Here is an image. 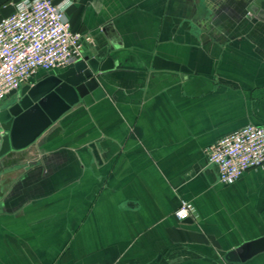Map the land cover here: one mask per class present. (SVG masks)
I'll list each match as a JSON object with an SVG mask.
<instances>
[{"label":"crops","instance_id":"0c3cea01","mask_svg":"<svg viewBox=\"0 0 264 264\" xmlns=\"http://www.w3.org/2000/svg\"><path fill=\"white\" fill-rule=\"evenodd\" d=\"M73 1L84 55L114 67L0 158V264H262L264 166L223 183L207 148L264 126V0Z\"/></svg>","mask_w":264,"mask_h":264},{"label":"built area","instance_id":"2783aa9c","mask_svg":"<svg viewBox=\"0 0 264 264\" xmlns=\"http://www.w3.org/2000/svg\"><path fill=\"white\" fill-rule=\"evenodd\" d=\"M73 0H15L14 10L0 19V102L29 82L40 70L63 67L84 56L90 36L72 28L68 9ZM208 159L223 183L235 182L246 170L264 166V126L249 123L207 148ZM179 220L195 215L182 200ZM264 264V262L262 263Z\"/></svg>","mask_w":264,"mask_h":264},{"label":"water","instance_id":"95a60500","mask_svg":"<svg viewBox=\"0 0 264 264\" xmlns=\"http://www.w3.org/2000/svg\"><path fill=\"white\" fill-rule=\"evenodd\" d=\"M113 67L111 56L101 60L87 54L62 71L36 76L23 84L0 107V158L12 149L28 146L80 100L89 104L102 97L101 74ZM256 243L264 245V238Z\"/></svg>","mask_w":264,"mask_h":264},{"label":"rangeland","instance_id":"374dc122","mask_svg":"<svg viewBox=\"0 0 264 264\" xmlns=\"http://www.w3.org/2000/svg\"><path fill=\"white\" fill-rule=\"evenodd\" d=\"M14 95H15V94L10 95V96H8L6 99H10V98H12Z\"/></svg>","mask_w":264,"mask_h":264},{"label":"flooded vegetation","instance_id":"af4514ba","mask_svg":"<svg viewBox=\"0 0 264 264\" xmlns=\"http://www.w3.org/2000/svg\"><path fill=\"white\" fill-rule=\"evenodd\" d=\"M17 93H18V92H17ZM17 93H16V94H17ZM9 100H10V99H5L4 103L7 102V101H9Z\"/></svg>","mask_w":264,"mask_h":264}]
</instances>
